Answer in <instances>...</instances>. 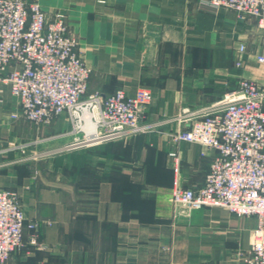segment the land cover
Returning a JSON list of instances; mask_svg holds the SVG:
<instances>
[{"label":"crops","instance_id":"0c3cea01","mask_svg":"<svg viewBox=\"0 0 264 264\" xmlns=\"http://www.w3.org/2000/svg\"><path fill=\"white\" fill-rule=\"evenodd\" d=\"M36 1L47 19L65 17L90 69L88 94L107 96L123 89L132 95L138 87L151 91L142 123L153 130L97 148L94 155L107 165L95 190H79L74 201L60 180L47 183L26 162L15 163L11 152L0 155V190L18 194L43 246H29L31 233L25 231L24 247L6 264H242L255 219L223 208L174 206L173 181L182 188L202 186L214 152L172 143L169 134L189 126L177 120L184 109L215 103L240 78L264 90V64L256 61L264 55V32L255 20L209 8L202 0ZM241 44L245 51L237 68ZM2 89L0 147L27 133L25 123L11 122L16 101L6 86ZM50 125L60 128L56 140L61 145L71 142L60 135L68 129L65 116ZM169 152L178 156L176 173Z\"/></svg>","mask_w":264,"mask_h":264},{"label":"built area","instance_id":"2783aa9c","mask_svg":"<svg viewBox=\"0 0 264 264\" xmlns=\"http://www.w3.org/2000/svg\"><path fill=\"white\" fill-rule=\"evenodd\" d=\"M212 9L225 8L239 19L255 20L264 32V0H202ZM264 44V35H263ZM77 39L68 33L65 17L49 19L36 0H0V106L6 86L16 106L13 121L35 126L49 125L65 116L70 136L66 150L95 147L153 130L143 124V113L152 101L147 88L130 95L123 89L103 96L87 93L90 69L84 63ZM244 45H239L235 67L242 66ZM264 64V55L256 57ZM177 120L189 123L186 129L169 134L170 141L201 146L214 155L202 186L182 188L173 181L170 202L194 210L223 208L238 217L256 222L250 249L242 264H264V90L254 81L240 78L237 87L215 103L195 111L184 109ZM31 144L7 142L0 155L21 154ZM173 172L179 159L169 152ZM37 225L26 221L19 196L0 190V264L27 244L41 249Z\"/></svg>","mask_w":264,"mask_h":264},{"label":"rangeland","instance_id":"374dc122","mask_svg":"<svg viewBox=\"0 0 264 264\" xmlns=\"http://www.w3.org/2000/svg\"><path fill=\"white\" fill-rule=\"evenodd\" d=\"M19 121L27 125V133L16 135L12 142L31 145L24 154L18 151L11 152V159L15 163L26 162L31 166L29 170L32 174L42 175L47 183H55L56 180H60V187H65L69 191L70 201L78 198L79 190L85 193L95 190L93 184L98 179V174L104 170L107 162L104 161V157L94 154L97 152L96 149L103 147L105 143L98 145L99 147L95 146V148L66 150L64 148L67 144L61 145L60 141L56 140L58 133H61L60 128L52 127L50 124L35 126L24 120H11L16 123ZM81 155L85 160L79 162L77 158ZM86 155L91 156L90 161Z\"/></svg>","mask_w":264,"mask_h":264},{"label":"trees","instance_id":"16d2710c","mask_svg":"<svg viewBox=\"0 0 264 264\" xmlns=\"http://www.w3.org/2000/svg\"><path fill=\"white\" fill-rule=\"evenodd\" d=\"M86 157H87V155H86ZM87 158H88V157H87ZM77 160H79V162H80V161L82 162V161H84L85 159H84V156L81 155V156H79V157L77 158Z\"/></svg>","mask_w":264,"mask_h":264}]
</instances>
